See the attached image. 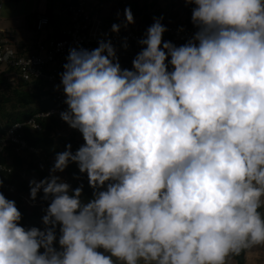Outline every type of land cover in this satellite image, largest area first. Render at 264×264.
Wrapping results in <instances>:
<instances>
[{"label": "clouds", "instance_id": "9594fccd", "mask_svg": "<svg viewBox=\"0 0 264 264\" xmlns=\"http://www.w3.org/2000/svg\"><path fill=\"white\" fill-rule=\"evenodd\" d=\"M185 3L192 38L163 41L154 18L131 70L110 40L69 50L60 118L84 143L29 181L43 229L0 192V264H227L264 246V0ZM70 162L90 199L55 175Z\"/></svg>", "mask_w": 264, "mask_h": 264}, {"label": "trees", "instance_id": "16d2710c", "mask_svg": "<svg viewBox=\"0 0 264 264\" xmlns=\"http://www.w3.org/2000/svg\"><path fill=\"white\" fill-rule=\"evenodd\" d=\"M52 1L47 4L45 11H35L30 14L27 19L28 29L35 32L34 21L38 14H46L49 17L50 25L57 27L56 29L59 28L56 25L59 13L54 10L56 8L65 10L66 2L65 0H58L59 5H54L51 3ZM98 2L99 6L92 11L98 18L104 22H116L120 18V13L115 11L114 6L120 4L121 0H98ZM193 6L195 5L186 4L185 0H169L165 6L158 5V0H152L150 3H147V0H129L127 3V8L131 9L135 20L134 24H130L133 28L145 27L151 21H155L154 18H162L161 23L178 22L181 19L188 20L192 14ZM101 7L107 9L109 14L100 16ZM55 27L53 28L54 31H56ZM56 35L57 33L54 32L51 36ZM20 46L23 44L21 43ZM20 49V52H25V50ZM10 72V69L0 68V137H3L7 128L14 123L23 121L28 115L49 107L54 99V91L44 79L28 81H21L17 78L11 79L9 77ZM39 122L41 124L39 131L27 127L21 130L23 139L33 146L32 151L27 149L16 150L15 144L6 145L0 151V163L6 164L13 171L12 175L5 177V180L15 184L14 192H8L2 188H0V192L7 199L15 201L22 214L21 226L43 229L42 217L50 201L42 199V190L34 202L30 199L29 181L36 179L32 176V172L37 173V181L48 177L50 168L55 163L56 154L65 151L68 144H71V150L75 153L84 143V140L58 124L54 117L40 118ZM60 130H64L66 133H60ZM21 171L23 176L20 175ZM60 176L63 180L66 179L64 181L69 183L72 189L83 184L82 198H91L93 189L88 184L86 173L81 174L76 163L70 162L68 167L60 172ZM57 235H59L58 232ZM56 246L59 247L58 242ZM248 250L230 257L235 260V264H244L245 254ZM117 263L120 262L117 261Z\"/></svg>", "mask_w": 264, "mask_h": 264}, {"label": "built area", "instance_id": "2783aa9c", "mask_svg": "<svg viewBox=\"0 0 264 264\" xmlns=\"http://www.w3.org/2000/svg\"><path fill=\"white\" fill-rule=\"evenodd\" d=\"M67 19L65 24L56 31L51 27L49 17L46 14H38L34 21L35 32L39 33L48 30L50 34L46 39H37L34 46L24 47L20 52L12 45L10 39L0 30V66L3 69H10L11 79L28 81L33 79H44L54 91V99L46 109L28 115L23 121L14 123L8 127L4 136L0 137V151L9 144H15V149H27L32 151L33 146L29 145L22 137L21 130L25 127L35 131L41 130L40 118H56L58 124L67 128L76 137L83 138L82 134L60 118V113L67 109L64 103L66 97L61 86V73L63 65L67 63L69 50L72 48H83L90 44H99L101 40H110L116 50L119 63L122 68L132 69V61L142 51L143 46L139 41L145 37L147 29L155 22L141 28L121 27L118 33L112 32L113 24H122L125 21L124 10L129 0H121L117 11L120 18L116 22H104L96 17L89 8L88 0H65ZM1 6V4H0ZM195 7V6H193ZM181 19L176 22L162 23L167 31L163 34V41H170L176 46L185 44L197 31L191 22ZM127 45V47H125ZM170 59V58H169ZM46 113H51L47 116ZM12 169L4 163H0V188L8 192L15 191L14 182L5 180L7 175H12ZM18 179V178H16ZM66 180V179H64ZM29 202V200H28Z\"/></svg>", "mask_w": 264, "mask_h": 264}, {"label": "rangeland", "instance_id": "374dc122", "mask_svg": "<svg viewBox=\"0 0 264 264\" xmlns=\"http://www.w3.org/2000/svg\"><path fill=\"white\" fill-rule=\"evenodd\" d=\"M50 1L51 0H0V4H1L0 30L5 31L7 35L14 36L15 38L24 37L26 35L34 36V34H36L37 37L39 36L38 39L40 40L46 39L48 36L52 35V34L50 35L48 30L45 29L39 33H36L32 31L31 29H28L26 20L28 16L30 17L29 14H31V12L33 13L34 11H40V12L45 11L48 6L47 4ZM151 1L152 0H147V3H150ZM51 3L54 5H59L58 0H53ZM168 3H169V0H158V5H161V6H165ZM117 6L118 4H115L114 6L115 11L118 8ZM56 9L54 11L59 13L57 16L56 24L60 25L62 24L61 22L65 24L66 22L65 19H67L66 11L64 9L57 11ZM99 12H100V16L109 14L108 10L103 7L100 8ZM98 45L99 44H90V45L84 46L83 48L92 50V49L97 48ZM3 67L4 66H0V68H3ZM60 133L64 134L66 132L64 130H60ZM50 162H52V160ZM22 174L23 172L20 175ZM55 175L60 176V172L55 173ZM32 176L36 179L38 178V175L36 172H32ZM246 257H248L247 260H246ZM230 260H231L230 258L227 259V264H232ZM117 264H120V263H117ZM244 264H264V246H257L255 251L248 253V256H246L245 254Z\"/></svg>", "mask_w": 264, "mask_h": 264}, {"label": "crops", "instance_id": "0c3cea01", "mask_svg": "<svg viewBox=\"0 0 264 264\" xmlns=\"http://www.w3.org/2000/svg\"><path fill=\"white\" fill-rule=\"evenodd\" d=\"M88 4H89V8H90V10L91 11H93L94 9H96L98 6H99V2H98V0H88ZM1 7V6H0ZM57 11H60V9L59 8H57L56 9ZM35 12V11H34ZM32 13V12H31ZM30 15V14H29ZM96 15V14H95ZM29 17V16H28ZM28 17H27V19H28ZM96 17H98L97 15H96ZM66 20V19H65ZM65 20H63V21H65ZM27 21V20H26ZM61 21V20H60ZM62 24H63V22H61ZM62 24H60V25H57L58 27H60V26H62ZM52 28H54L55 26H51ZM57 27H55V29H56ZM5 34H6V32H5ZM6 36L10 39V41H11V43H12V45L13 46H15L16 48H17V50H19V48H21V49H23L24 47H28V46H32V45H34V42L38 39V37H37V35L36 34H34V36H29V35H26V36H24V37H19V38H15L14 36H13V38H12V36L11 35H7L6 34ZM36 36V37H35ZM21 43L23 44V46H20L21 45ZM33 47V46H32ZM20 49V50H21ZM257 247V246H256ZM256 247H252V248H250L248 251H247V253H246V256H248V253H251L252 251H255L256 250ZM231 260V263L232 264H235V260L233 259V258H231V257H229ZM247 258L248 257H246V260H247Z\"/></svg>", "mask_w": 264, "mask_h": 264}]
</instances>
